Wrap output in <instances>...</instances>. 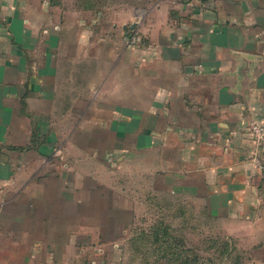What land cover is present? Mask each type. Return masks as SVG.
I'll list each match as a JSON object with an SVG mask.
<instances>
[{
    "label": "crops",
    "instance_id": "1",
    "mask_svg": "<svg viewBox=\"0 0 264 264\" xmlns=\"http://www.w3.org/2000/svg\"><path fill=\"white\" fill-rule=\"evenodd\" d=\"M44 3L0 0V264H128L152 195L264 264V0Z\"/></svg>",
    "mask_w": 264,
    "mask_h": 264
},
{
    "label": "rangeland",
    "instance_id": "2",
    "mask_svg": "<svg viewBox=\"0 0 264 264\" xmlns=\"http://www.w3.org/2000/svg\"><path fill=\"white\" fill-rule=\"evenodd\" d=\"M43 3L51 7L53 17H60V22L81 19L88 29L95 16L109 19L111 5L122 0H43ZM260 166L264 171V154ZM260 193L264 197V175ZM163 203L156 195L150 197V206L145 207L134 235L127 241L131 250L124 253L123 260L128 264H256L255 256L260 257V253L253 258L248 252L238 251L242 247L239 237L229 235V221L222 214L215 213L213 219L204 206Z\"/></svg>",
    "mask_w": 264,
    "mask_h": 264
},
{
    "label": "built area",
    "instance_id": "3",
    "mask_svg": "<svg viewBox=\"0 0 264 264\" xmlns=\"http://www.w3.org/2000/svg\"><path fill=\"white\" fill-rule=\"evenodd\" d=\"M248 129L256 146V151H264V124L251 121Z\"/></svg>",
    "mask_w": 264,
    "mask_h": 264
}]
</instances>
